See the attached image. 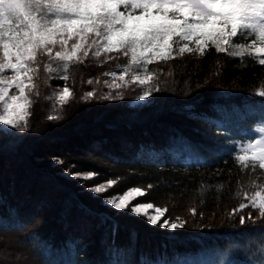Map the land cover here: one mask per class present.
I'll use <instances>...</instances> for the list:
<instances>
[{"label":"trees","instance_id":"16d2710c","mask_svg":"<svg viewBox=\"0 0 264 264\" xmlns=\"http://www.w3.org/2000/svg\"><path fill=\"white\" fill-rule=\"evenodd\" d=\"M90 59L71 64L68 81H51L56 87L70 85L72 98L56 103L54 110L48 99L35 101L27 130L10 144L0 140V152L20 160L31 174L69 188L62 197L71 205L58 208L67 213L76 207L91 231L74 230L65 214L63 226L54 217L45 228L46 218L35 217L42 214L37 208L44 210L41 197L27 182L19 188L11 175L15 162L0 159V264H220V253H230L226 264H253L249 252H264V217L252 207L233 209L250 203L245 193L251 197L264 189V170L240 164L236 144L249 137L247 127L264 122V97L257 95L264 88V66L254 57L217 53L211 45L203 56L193 52L154 61L148 69L156 98L132 110L84 98L85 74L103 63ZM90 61L95 65L87 67ZM114 63L124 68L128 60L119 56ZM160 124L166 129L163 137L155 131ZM130 130L137 141L124 147L121 135ZM186 155L194 161H186ZM69 171L97 173L89 184L118 178L117 193L143 187L144 201L166 208L169 222L184 227L153 226L128 210L108 209L81 193L65 175ZM12 241L24 251L5 252Z\"/></svg>","mask_w":264,"mask_h":264},{"label":"snow or ice","instance_id":"6c2138e0","mask_svg":"<svg viewBox=\"0 0 264 264\" xmlns=\"http://www.w3.org/2000/svg\"><path fill=\"white\" fill-rule=\"evenodd\" d=\"M242 39L250 42H241ZM177 44L179 47L174 48ZM210 45L217 53L254 57L264 66V0H0V123L21 130L28 126V109L33 104L29 93L36 88L33 80L40 55L61 63L62 67L55 71L67 72L71 64L78 62L81 55L88 56L92 49L96 57L122 52L130 57L122 71L138 69L133 80L145 87L138 99L146 100L153 94L149 64L185 53L203 56ZM47 70L54 71L51 65ZM5 72L11 74L4 75ZM112 75L115 79L116 74ZM59 78L66 81L68 76ZM120 79L123 81V76ZM13 88L15 94L10 95ZM69 94L70 89L65 86L58 99L66 102ZM257 95L264 97V88ZM93 97L94 93L88 92L84 98ZM258 131V138L240 146L241 154L236 159L245 167L264 170V127ZM68 174L81 181L98 176L94 172ZM119 183L118 178L109 179L86 190L102 195ZM145 195L146 190L130 187L123 193L105 196L104 203L116 211L128 210L145 217L153 226L173 230L184 227L183 222L163 219L166 208L152 203L131 204ZM245 198L250 203H241L233 212L252 207L264 217V189L251 197L245 193ZM240 223H245L243 216ZM261 246L264 248V240Z\"/></svg>","mask_w":264,"mask_h":264},{"label":"rangeland","instance_id":"374dc122","mask_svg":"<svg viewBox=\"0 0 264 264\" xmlns=\"http://www.w3.org/2000/svg\"><path fill=\"white\" fill-rule=\"evenodd\" d=\"M250 40V39H248ZM247 43V42H244ZM190 47H194V45H189ZM179 44L174 45V48H178ZM59 50V49H56ZM55 51V50H54ZM95 49H92L89 51L88 56H82L80 57V60L77 63V66L80 65L81 62L83 61H87V60H91L90 58H100L102 60L103 63H99L97 66L99 67V69H96V71L94 73H92V75L90 74H85V77L83 78V90H82V95H85L88 92H93L94 93V97L96 98H101L103 100H106L110 103H115L116 104H123L121 105L123 108L126 106L129 109L135 110L138 107H142L144 105H146L147 103H149L150 100H152V98H156L154 97V94H152V96H150L148 99L146 100H140L138 99L139 96H142L144 91L146 90L144 86L139 85L138 83L134 82L133 80V73L137 72L138 69L136 68H132L131 70H129L127 73L122 71V65L118 64L116 65L114 62L116 60L117 57L122 56L124 58H127L128 63L130 60V57H125L123 55L122 52H114L111 54H106V53H102L99 57H96L94 55ZM117 55V57H116ZM90 57V58H89ZM92 61H90V63H86L87 67L91 66L93 63H91ZM128 63L125 65L127 66ZM51 65V67L54 69V71L49 72L47 70L48 66ZM95 65V64H94ZM92 65V66H94ZM62 65L60 62L58 61H53L50 60V58L47 55H40V59H39V68H38V73L37 75L34 77L33 83L36 85V88L29 93L33 104L34 102L39 100L40 102H42L44 99H48V101H50L52 103L53 106L52 110L55 109L56 107V103H61V101L58 99L59 94L63 91V88L65 86L62 87H56L54 86L51 81L54 80L55 78L58 80H63L61 78H59L62 75H66L65 72H57L55 71V69L57 68H61ZM125 68V67H124ZM98 70V71H97ZM113 73L116 74V78H113ZM11 73L9 72H5L4 75H10ZM59 76V77H58ZM99 77L98 79L96 77ZM123 76V81H121L120 77ZM141 78H143V74H141ZM68 81V80H67ZM89 81H91V83H89ZM115 84H120L121 87L117 88L114 85ZM48 86V90L50 93H48L44 87ZM69 89H70V94L67 98V100L71 99L72 96L75 94L74 93V89L71 88L70 85H66ZM151 86H152V81H151ZM154 88V87H153ZM42 90V91H41ZM15 89H11L9 94H15ZM39 92L41 93V95H39ZM43 92V93H42ZM106 96H111L113 97L112 99H105L104 97ZM32 106L28 109V111L30 112V116L28 117V126L26 128H24L23 130L18 129V128H12L10 126L4 125L2 123H0V140L4 141L6 143H11L15 140V138L23 133V131L27 130V128L29 127L30 123H31V108ZM134 111H129V114L132 115ZM125 116V114H123ZM130 115H128V117H130ZM132 117V116H131ZM260 127H264V122L261 123H256L254 125H251L249 127H247L245 129V131L248 130V138H245L244 140H238L236 147L240 148V146L244 143H246L249 139H254V138H258L260 136V132L258 131V129ZM166 129H164L163 124L161 125H156V135L161 134L160 137H163L164 134L162 131H165ZM124 138H123V137ZM138 135L133 133L132 130H130V132H125L124 135H121V140H120V144L123 145L124 147H132L134 145V143L137 141L135 138ZM159 137V138H160ZM0 141V142H1ZM130 141V142H129ZM173 142V141H172ZM3 143V142H2ZM1 143V144H2ZM131 143V144H129ZM3 151V150H1ZM4 152V151H3ZM3 152H0V159H3L5 162H15L12 164H15V168L13 170V172H11L12 178L14 179V182L17 184V186L20 188L21 185L27 184V186H30L31 192H34V194H38V196L41 197V202H42V207L43 210L41 208H37L36 210H40V214L41 215H35V217H41L43 216V218H46L45 220L42 221L43 226L45 228L49 227V225H52L53 223H49V221L51 219H54V217L56 220L55 223L57 222V226H63L65 223V220L63 217V215L65 214L67 216V218H70V222H71V226L74 228V230L76 231H84L85 233H90L91 231V223L89 222L88 218H86V216L84 217V215L74 206H72L71 210H68L67 213H64V211H60V209L58 207H60V203L64 204V202H66V204H68V206L71 205V199L67 197H62V195L65 193V189L68 190L69 192V188H66L64 185L62 186L61 184L59 185L57 182H54V180H50V179H46V178H42L38 175L31 174L30 171L25 170L24 165L22 162H20V160H14V158L12 157H4ZM91 156V155H88ZM186 161H194L193 156H189L186 155L185 157ZM81 174H87L89 172H78ZM65 175H67L68 179H74L76 181L77 186L80 188L81 193L88 195L87 197L89 198V194L92 197L98 198L99 200H101L102 204L104 206H106L108 209L114 210L111 207H109L108 205H106L104 203V197L105 196H112L113 194L117 193L116 191L118 190V186L119 184L114 187V188H110L107 192L103 193L102 195H96L92 192H89L86 190V188L88 186L91 185H97L100 184L101 182H106V181H94L93 183H88L87 181H93L94 179L91 180H78L73 178L71 175L67 173H65ZM115 180V179H114ZM27 182V183H26ZM21 184V185H20ZM142 189H144L143 187H140ZM145 190V189H144ZM123 193V192H121ZM145 196L140 197L137 200H133L131 202V204L134 206L136 204L139 203H152V202H146L145 200ZM37 203H35V200H33V206L36 205ZM95 202L92 204V206H95ZM153 205H155L156 207H160L162 209H165L159 205H156L154 203H152ZM59 205V206H58ZM65 208V207H64ZM63 208V209H64ZM71 208V207H70ZM35 210V209H34ZM116 211V210H114ZM127 211V210H124ZM32 214V213H31ZM33 216V215H32ZM60 216V217H58ZM63 216V217H62ZM167 213L165 212V215L163 217V219H167L166 217ZM60 218V219H59ZM175 222V221H172ZM171 222V223H172ZM177 223V222H176ZM8 245V249H6L5 252H11V251H21L23 252L24 247L20 242H10L7 243ZM247 249V253L249 248V245L246 246ZM252 250V249H250ZM218 263L220 264H226L227 262H229V260L231 259V255L230 253H225V254H218ZM248 256L251 258L249 259L250 261L253 262V264H264V252L262 255L258 256L255 252L250 251ZM19 264L21 263L20 260L17 262H15L14 264ZM202 264V263H201Z\"/></svg>","mask_w":264,"mask_h":264}]
</instances>
